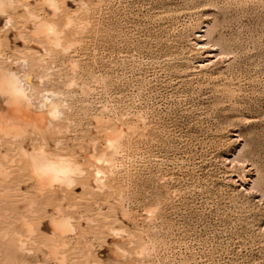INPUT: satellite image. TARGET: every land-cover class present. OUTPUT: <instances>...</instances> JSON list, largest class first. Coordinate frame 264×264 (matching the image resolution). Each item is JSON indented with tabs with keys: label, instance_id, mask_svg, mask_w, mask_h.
I'll list each match as a JSON object with an SVG mask.
<instances>
[{
	"label": "rangeland",
	"instance_id": "rangeland-1",
	"mask_svg": "<svg viewBox=\"0 0 264 264\" xmlns=\"http://www.w3.org/2000/svg\"><path fill=\"white\" fill-rule=\"evenodd\" d=\"M14 4L0 66L33 75L34 107L62 112L0 133V264H264V0ZM30 12L58 26L59 47L32 35ZM38 148L83 174L43 189ZM62 218L72 231L53 228Z\"/></svg>",
	"mask_w": 264,
	"mask_h": 264
},
{
	"label": "bare ground",
	"instance_id": "bare-ground-1",
	"mask_svg": "<svg viewBox=\"0 0 264 264\" xmlns=\"http://www.w3.org/2000/svg\"><path fill=\"white\" fill-rule=\"evenodd\" d=\"M44 2L48 5V7H50L55 13H57L58 11V4H57V0H44ZM59 2V1H58ZM77 2V1H76ZM16 4V3H15ZM14 4V0H0V11H2L4 9V12H5V8L7 7L8 8H12ZM87 4L85 5L84 3H81L80 4V12H83L84 10H86V7ZM15 7V6H13ZM51 10V11H52ZM89 11V10H88ZM28 12V11H27ZM60 12V11H59ZM78 12V11H77ZM2 13V12H0ZM58 14V13H57ZM81 14V13H80ZM27 15H30V18L33 19L35 21V27H34V37L35 35H43L46 37V44H47V41L48 43L50 44L49 46H51V44L55 45V46H58L61 44V38H60V34L61 32L59 31V28L58 26L55 24V23H51L50 22H46V21H40L39 18L35 17L34 14H31V12ZM77 16V15H76ZM75 17V16H74ZM74 17L73 18H67L66 20V24H65V29L68 28L69 26H72L73 24L76 25L74 23ZM11 18V17H10ZM8 18L6 23H5V28H9L12 26V20ZM30 19V21H31ZM33 21V22H34ZM32 24V23H31ZM62 26V25H61ZM71 28V27H70ZM32 32V31H31ZM63 34V32H62ZM21 36V35H20ZM19 36V37H20ZM43 36H39L38 38H42ZM37 37V36H36ZM201 37V36H200ZM203 37V36H202ZM37 38V39H38ZM21 39H23V35L21 37ZM196 39V38H195ZM198 40V39H197ZM198 42V41H197ZM52 45V46H53ZM54 46V47H55ZM62 47V45H61ZM64 47V46H63ZM65 50H66V46L64 47ZM45 49V48H44ZM68 51H69V48L67 47ZM213 54V53H212ZM207 55V54H206ZM210 56V54L208 55ZM211 58V56H210ZM200 65V64H199ZM2 66V65H1ZM0 66V133L4 134L3 136V140L5 135L7 136H10L12 135L15 139L17 140L18 138L16 137H20V136H24L26 134V132H28V130L31 128L33 130H36V131H42L43 129H46L45 127L47 126L46 125V117L48 119L50 118H54L56 119V116L59 117V113L61 114L60 112V109L58 108V102L57 104L54 102V103H51L49 106H45L46 103L42 106H36L35 107H38L35 108L34 105L32 104L31 102V98L29 99L28 97V94H27V88H30L31 86H33V75H24V73L26 74V72L23 73L24 77H21V73H17L15 72V70H7V69H3L1 68ZM201 67V65H200ZM29 74V73H27ZM43 76V74H42ZM41 76V77H42ZM39 76H37L38 78ZM46 77V76H44ZM36 78V79H37ZM40 79V78H39ZM38 79V80H39ZM35 80V78H34ZM37 80V81H38ZM44 80V79H43ZM46 80V79H45ZM44 80V82H45ZM72 82V81H71ZM37 83V82H36ZM40 83H41V80H40ZM43 83V82H42ZM69 84V83H68ZM72 84V83H71ZM40 85V84H39ZM43 85V84H41ZM37 86V85H36ZM68 87V85H66ZM72 86V85H71ZM42 87V86H41ZM33 92L34 90L32 89V87L30 88ZM31 94H34V93H31ZM30 94V95H31ZM32 96V95H31ZM45 96V95H44ZM52 96V94H51ZM53 96H56V95H53ZM52 96V97H53ZM46 97V96H45ZM49 97V96H47ZM39 99V98H38ZM37 101H41V98ZM44 99V98H43ZM48 99V98H47ZM46 99V100H47ZM34 100V99H33ZM36 100V99H35ZM53 101V100H52ZM55 101V100H54ZM35 102V101H34ZM48 102V101H47ZM49 103V102H48ZM42 104V103H41ZM56 104V105H55ZM45 108V109H44ZM48 108V109H46ZM57 117V118H58ZM47 119V120H48ZM51 121V120H50ZM52 122V121H51ZM50 123V122H48ZM51 124V123H50ZM49 124V125H50ZM53 124V123H52ZM53 126V125H51ZM49 127H47V130H48ZM118 128V126H117ZM122 128V127H121ZM124 129V127H123ZM118 129H117V134L116 133H111L109 132L108 136H107V139H108V142L107 144L109 145V148L108 149H112L113 151H117L119 150L118 147L119 145L121 146V136L120 134L118 133ZM36 133V132H35ZM121 133V131H120ZM123 133V132H122ZM0 134V135H1ZM32 134V133H31ZM38 134V133H37ZM122 135V134H121ZM11 136V139H13ZM30 136V135H29ZM123 136V135H122ZM28 137V136H27ZM7 138V137H6ZM1 139V140H2ZM8 139V138H7ZM10 137H9V140L6 141V142H10L11 141ZM21 139V138H20ZM27 139V138H25ZM24 139V140H25ZM2 140V142H3ZM13 141V140H12ZM13 141V142H14ZM21 141V140H19ZM36 141V140H35ZM5 142V141H4ZM23 143H26V142H23ZM22 143V144H23ZM37 143V142H35ZM8 145H10L11 143H7ZM2 145H5L4 143L1 144L0 146ZM13 147L14 145H16L15 143L12 144ZM7 146V145H6ZM12 147V148H13ZM18 147V146H16ZM36 146H34L35 148ZM42 147V145H41ZM108 147V146H107ZM10 148V147H9ZM21 148V147H20ZM19 148V149H20ZM44 148V147H43ZM120 148V147H119ZM16 150V148H14ZM28 149V148H27ZM42 149V148H41ZM40 149V150H41ZM45 149V148H44ZM23 150V149H22ZM36 150V149H35ZM39 148L37 150L38 153H31L28 155V160H30V167L32 168V171H33V175L36 176V183L39 182L40 186L44 189V187L42 186V183H46L47 185L49 184V187H51V185H53L55 183V185H57L58 183H63L65 182V184H71L70 186L73 185V180H72V177L74 174L76 173H79L80 169L79 167L74 164L75 160L73 161L72 160V157H71V161L69 158L70 157H66L64 158L63 156L62 157H58V156H53V157H50V156H47V154H50L47 152V154H45L42 150L40 152ZM108 150V151H110ZM1 151V150H0ZM21 151V150H20ZM19 151V152H20ZM25 151V150H24ZM34 151V150H33ZM112 152V151H111ZM22 153V151H21ZM24 153V152H23ZM53 154V153H52ZM58 154V153H56ZM112 153H110L111 155ZM22 155V154H21ZM24 155H27L26 152ZM3 156V155H2ZM6 156V155H5ZM52 156V155H51ZM24 156H21V158H23ZM94 157V156H92ZM99 158H101L99 156ZM26 160V156L25 158H23ZM96 159V158H94ZM27 160V162H28ZM98 159H96L97 161ZM105 160V159H103ZM102 160V162H103ZM107 160V159H106ZM109 160V159H108ZM100 159L97 161L99 162ZM105 162V161H104ZM103 162V163H104ZM109 162L111 161H107V163L105 164H108ZM77 163V162H75ZM29 165V164H28ZM110 165V163H109ZM2 167V166H1ZM4 167V166H3ZM6 169V168H5ZM4 170V169H2ZM1 170V171H2ZM99 171V170H98ZM96 172V173H99L100 175V171L99 172ZM2 172H5L2 171ZM248 172V171H247ZM6 173V172H5ZM82 173V172H81ZM7 174V173H6ZM9 174V173H8ZM32 174V173H31ZM80 174V173H79ZM83 174V173H82ZM80 174V175H82ZM4 175V174H3ZM2 175V176H3ZM1 176V175H0ZM8 176V175H7ZM3 177H6V175H4ZM97 177V176H96ZM2 178V177H1ZM9 178V177H7ZM99 178V177H98ZM95 179V178H94ZM245 179V178H244ZM8 180V179H7ZM1 181H4V179H2ZM96 181V180H95ZM233 181V180H232ZM240 181V180H239ZM248 181V180H247ZM251 181V180H250ZM6 182V178H5V181ZM42 182V183H41ZM57 183V184H56ZM38 184V183H37ZM45 184V185H46ZM64 184V183H63ZM96 184H100L99 181L98 183L96 182ZM245 184V183H244ZM38 187V185H36ZM54 186V185H53ZM47 187V186H46ZM55 187V186H54ZM62 187V186H61ZM41 188V189H42ZM52 188V187H51ZM56 188V187H55ZM38 189V188H37ZM35 189V190H37ZM40 189V188H39ZM59 190H61L60 188H57ZM34 190V191H35ZM46 190V188H45ZM44 190L45 193H47L46 191ZM50 190V188H49ZM55 190V189H54ZM38 191V190H37ZM37 191L35 193H37ZM40 191V190H39ZM38 191V192H39ZM51 191V190H50ZM49 191V192H50ZM52 192V191H51ZM56 192V191H54ZM34 193V194H35ZM44 193V194H45ZM61 193V192H60ZM59 193V194H60ZM38 194V193H37ZM43 194V195H44ZM57 194V193H56ZM39 195V194H38ZM37 195V196H38ZM58 195V194H57ZM42 196V195H41ZM61 219V218H60ZM66 218H62V220H59V221H52L51 222V225L53 226V228H55V230L57 231H61V232H70L69 230L73 229L72 227H70L71 225L70 222H69V219L68 221L65 220ZM71 228V229H70ZM72 231V230H71ZM116 232V231H115ZM114 232V233H115ZM56 252L54 251V255Z\"/></svg>",
	"mask_w": 264,
	"mask_h": 264
}]
</instances>
